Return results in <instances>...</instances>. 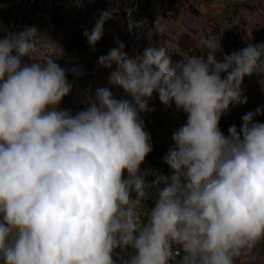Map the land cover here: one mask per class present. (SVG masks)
I'll return each mask as SVG.
<instances>
[{
  "label": "clouds",
  "instance_id": "9594fccd",
  "mask_svg": "<svg viewBox=\"0 0 264 264\" xmlns=\"http://www.w3.org/2000/svg\"><path fill=\"white\" fill-rule=\"evenodd\" d=\"M111 15L83 32L90 46ZM45 42L35 26L0 36V264H115L118 247L132 250L122 264H234L264 239L261 110L219 128L246 103L242 80L264 73V42L225 54L201 38L205 55L173 62L164 46L130 56L116 41L97 62L115 65L108 83L123 95L98 87L75 112L60 107L72 83ZM154 94L186 120L163 157L173 174L153 181L142 211L140 166L153 150L142 114Z\"/></svg>",
  "mask_w": 264,
  "mask_h": 264
},
{
  "label": "crops",
  "instance_id": "0c3cea01",
  "mask_svg": "<svg viewBox=\"0 0 264 264\" xmlns=\"http://www.w3.org/2000/svg\"><path fill=\"white\" fill-rule=\"evenodd\" d=\"M129 0H42L34 1L16 22L14 30L35 26L46 39L42 54H51L58 64L68 69L66 78L72 83V91L65 97L61 108L75 112L86 107L88 98L94 96L98 87H108L117 97L123 95L122 90L108 83L110 71L98 64V58L106 55L109 49L116 47V41L122 42L121 29L123 12ZM148 8L145 37L146 47H165L173 62L182 59V55H205L199 51L197 42L201 38L219 40L224 50L230 38L238 37L244 22L248 5L264 6V0H145ZM52 2L53 9L46 4ZM196 4L198 6H196ZM258 5V6H257ZM260 9V8H259ZM258 11L262 14L261 10ZM111 10V18L103 25L101 39L90 46L83 35L85 30L91 31L101 12ZM226 14L227 18L222 17ZM242 16L246 18L243 20ZM257 17V16H256ZM263 17V15H262ZM256 19V18H255ZM263 19V18H260ZM235 23V25L233 24ZM234 25V34L226 30V26ZM248 31V30H247ZM124 45V44H123ZM217 59H221L217 53ZM79 70L74 75L71 69ZM151 111H163L158 97L154 94L148 101ZM160 109V110H159ZM157 116V115H156Z\"/></svg>",
  "mask_w": 264,
  "mask_h": 264
},
{
  "label": "rangeland",
  "instance_id": "374dc122",
  "mask_svg": "<svg viewBox=\"0 0 264 264\" xmlns=\"http://www.w3.org/2000/svg\"><path fill=\"white\" fill-rule=\"evenodd\" d=\"M24 1L25 0H0V36L3 35L4 30H8L13 13L21 8ZM197 1L204 2L205 0ZM33 2H31V4ZM196 6L198 5L196 4ZM257 8H260L259 10L262 11L260 16L258 15L260 12L253 4L248 5L245 9L246 11L243 13H246L245 15L248 19L242 16L243 20L245 18L247 20L244 22L241 30L237 32L236 35H238V37L230 38V36H228V45L223 50L225 54L232 53L230 50L232 46H235V51H237L244 47L246 43L256 44L264 42V6L259 5ZM222 17L226 22L225 18H227V15L223 13ZM233 24L235 25V23ZM234 25L226 26L224 24L226 30L231 34H234ZM241 91L242 95L247 97L246 103L244 105L237 104L235 106H230L228 112L222 115L219 121V128L224 135H227V128L232 124H235L237 128H239L241 123L240 117L244 113L254 111L258 107L261 110V114L254 117V119L264 122V73H253L251 76L245 77L242 80ZM157 104H160V108L164 107L162 109L163 111H152L150 114L153 116L142 114V118L144 120L145 129L150 134L152 145H164L168 152L169 148L172 146V132L185 122L186 116L183 112H177L174 106L166 107L161 103ZM148 105H153V103H148ZM164 165L165 163L162 158L158 167L154 165L151 166V169L154 171L153 177L155 179L159 177L166 178L173 174L172 170L169 169L167 165L166 168H164ZM141 168L140 166V172ZM163 186V184L159 185L160 188ZM152 204L153 202L147 204L142 201L141 210L144 211L151 208ZM131 252L132 250L128 247H118L115 249L113 255L115 264H118L116 260ZM234 264H264V239L257 242L246 254L242 253L239 257L235 258Z\"/></svg>",
  "mask_w": 264,
  "mask_h": 264
},
{
  "label": "built area",
  "instance_id": "2783aa9c",
  "mask_svg": "<svg viewBox=\"0 0 264 264\" xmlns=\"http://www.w3.org/2000/svg\"><path fill=\"white\" fill-rule=\"evenodd\" d=\"M33 1L40 3L42 0ZM145 3V0H129L124 8L121 38L124 44V51L130 56L138 55L146 48L144 26L146 25L148 8ZM46 7L47 9H53L55 5L49 2L46 4ZM128 10L131 11L129 12ZM230 50L234 52L236 47L232 46ZM151 166L153 164L147 158H145L144 163L141 165V173L144 175L145 183L148 186L145 190L146 198L143 200L147 204L153 202L156 192V186L153 185V181L156 179L153 177L154 171L151 169Z\"/></svg>",
  "mask_w": 264,
  "mask_h": 264
},
{
  "label": "trees",
  "instance_id": "16d2710c",
  "mask_svg": "<svg viewBox=\"0 0 264 264\" xmlns=\"http://www.w3.org/2000/svg\"><path fill=\"white\" fill-rule=\"evenodd\" d=\"M38 2V1H37ZM153 150L145 157L147 158L155 167L159 166L160 160L164 157L167 153L166 147L164 145H152ZM166 168V164L164 165ZM129 252V251H128ZM130 253H127L124 257L119 258L116 260L118 264H122V261L129 256Z\"/></svg>",
  "mask_w": 264,
  "mask_h": 264
},
{
  "label": "water",
  "instance_id": "95a60500",
  "mask_svg": "<svg viewBox=\"0 0 264 264\" xmlns=\"http://www.w3.org/2000/svg\"><path fill=\"white\" fill-rule=\"evenodd\" d=\"M31 2H33V0H25L23 5L21 6L20 9H18L16 12L13 13L12 17H11V21H10V25L8 29L14 30L15 26H16V22L17 19L23 15V13L30 7Z\"/></svg>",
  "mask_w": 264,
  "mask_h": 264
}]
</instances>
